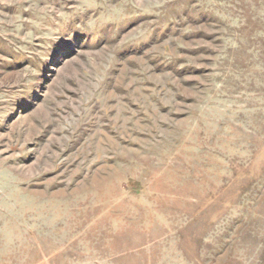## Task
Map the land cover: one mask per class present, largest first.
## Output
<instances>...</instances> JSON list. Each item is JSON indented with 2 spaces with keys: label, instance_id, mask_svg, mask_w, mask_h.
Wrapping results in <instances>:
<instances>
[{
  "label": "rangeland",
  "instance_id": "obj_1",
  "mask_svg": "<svg viewBox=\"0 0 264 264\" xmlns=\"http://www.w3.org/2000/svg\"><path fill=\"white\" fill-rule=\"evenodd\" d=\"M0 264H264V0H0Z\"/></svg>",
  "mask_w": 264,
  "mask_h": 264
}]
</instances>
